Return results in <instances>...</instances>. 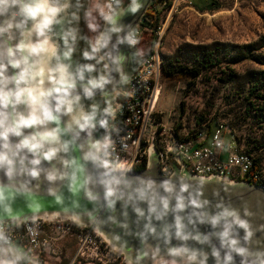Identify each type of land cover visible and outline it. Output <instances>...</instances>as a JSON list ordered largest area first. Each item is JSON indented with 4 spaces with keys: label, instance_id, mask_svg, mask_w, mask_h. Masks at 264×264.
I'll return each instance as SVG.
<instances>
[{
    "label": "water",
    "instance_id": "1",
    "mask_svg": "<svg viewBox=\"0 0 264 264\" xmlns=\"http://www.w3.org/2000/svg\"><path fill=\"white\" fill-rule=\"evenodd\" d=\"M137 2L141 7L135 12L129 10L131 0L114 3V23L103 19L96 36L103 34L108 43L96 54L98 58L103 57L104 72L89 78L103 76L107 81L102 88L92 89V97L104 99L94 120L95 126L81 130L73 124L68 128L71 115L62 112L59 123L50 122L48 127L61 129L60 143L66 147L58 152L55 159H42L35 166L40 169L39 176L32 177L28 172L34 167L30 161L35 157L27 150L21 153L27 155L23 166L17 157L12 176L7 175L6 167L0 168V221L42 218L69 219L79 225L92 223L93 228L121 253L124 264H160L165 260L186 264V256L169 254V249L179 247L203 253L207 257L205 264H225L229 254L232 260L228 264H264V188L260 185L245 178L191 172L176 156L172 157V172L162 175L153 143L148 149L147 165L130 170L117 169L93 147L97 142L102 143L119 98L126 94L132 73L148 53L146 49L136 60L135 50H131L128 43L129 33L143 21L151 0ZM67 13L68 9L62 14L61 23ZM61 23L54 25L52 39L58 45L60 62L67 64L63 52H60V43L63 45ZM28 26L31 27V22ZM7 35L0 37V44L7 40ZM13 36L14 39L9 41L11 45L21 39L18 30H13ZM55 63L53 59L52 64ZM18 71L9 67L7 74L11 76ZM89 79L77 78L76 88L72 91L73 96H80L79 108L84 112H88L86 99L89 97L84 87L88 86ZM52 103L54 105L55 101ZM23 107L20 106L21 109ZM24 131L28 134L33 129ZM11 139L13 143L19 140L17 137ZM50 173L55 175V179H48ZM109 187L114 190L112 196L107 195ZM165 199L168 200L167 209L163 206ZM180 199H183L185 207L178 210L176 205ZM193 199L200 207L191 203ZM224 208L236 211L249 224L252 235L247 239L243 228L233 225L232 232L233 238L239 241L238 246L247 250L245 255L222 245L218 233L224 230V221L216 226L210 223L209 217ZM177 216L182 218L188 240L176 236ZM197 235L208 239L196 240L194 237ZM213 250L219 252V258L213 255ZM25 258V252L0 241V260L16 262ZM202 258L198 256V260Z\"/></svg>",
    "mask_w": 264,
    "mask_h": 264
},
{
    "label": "clouds",
    "instance_id": "2",
    "mask_svg": "<svg viewBox=\"0 0 264 264\" xmlns=\"http://www.w3.org/2000/svg\"><path fill=\"white\" fill-rule=\"evenodd\" d=\"M121 0H107L106 3H95L94 10L108 22L115 21V11L113 3L119 4ZM70 7V0H0V37L6 33L7 40L0 44V168H7V175L12 176L16 170L17 157L19 163L24 165L27 155H21L24 150L31 153L35 158L30 161L34 166L28 169L32 177L40 174V169L35 167L41 160L51 161L57 157L59 151L65 148L60 143L59 127H48L50 122L59 123L60 113L70 114L71 121L68 128L72 125L84 130L94 127L95 109L91 112H84L79 108L80 96L72 95L76 88V79H84V71H93V65H86L77 73L69 71L70 65L64 64L58 54V45L53 41L54 25L61 23L62 14ZM141 5L137 0H131L129 10L137 11ZM86 16L90 18L88 27L96 30L97 25L93 22L92 11H88ZM74 19H78L72 13ZM31 22V27H29ZM13 30H18L21 39L15 45L9 41L14 39ZM35 37V40H33ZM66 50L63 52L64 59H70L74 48L69 41L76 40V31L68 29L61 36ZM108 43L107 38L101 34L94 43L91 44V53L85 52V57L95 58L100 49ZM129 43L135 41L129 37ZM55 59L56 63L52 64ZM103 60V57H100ZM9 67L19 69L14 75L9 76ZM107 83L101 76L99 79H89L88 86L84 87L87 97H92L95 88H102ZM9 85H12L10 87ZM53 101L55 104L53 105ZM23 105V109L20 106ZM55 113V114H54ZM103 123V122H101ZM25 129H33L25 134ZM12 137L19 138L18 142L13 143ZM99 150L107 147L97 142L93 145ZM91 155V154H90ZM95 158V156H92ZM48 179H55V175L50 173ZM171 189L169 188V191ZM114 190L109 187L108 196H112ZM196 207H200L197 200L191 201ZM163 206L168 208V200H163ZM177 209H183L185 204L180 199L176 205ZM155 211V208L152 209ZM231 217V220L228 218ZM210 223L216 226L224 221V230L218 233L222 245L230 248L241 255H245L247 250L239 247V241L232 236L233 225L243 228L246 232V239L252 235L249 224L240 218L239 214L228 208L215 216L209 217ZM182 218L177 216L175 219L176 236L182 240H188L189 235L184 232ZM0 239H3L0 235ZM194 239L203 241L208 237L195 236ZM169 254L173 257L186 256V264H205L207 259L203 253H198L187 247L171 248ZM213 255L219 258V252L213 250ZM198 256L202 259L198 260ZM232 260L231 254L225 258V264ZM0 264H15L14 261L0 260ZM171 264H176L175 260Z\"/></svg>",
    "mask_w": 264,
    "mask_h": 264
},
{
    "label": "rangeland",
    "instance_id": "3",
    "mask_svg": "<svg viewBox=\"0 0 264 264\" xmlns=\"http://www.w3.org/2000/svg\"><path fill=\"white\" fill-rule=\"evenodd\" d=\"M85 2L82 27L91 46L103 22L94 5L107 0ZM215 5L197 7L187 1L171 13L162 38L164 61L198 64L200 73H163L157 111L181 134L208 132L223 123L264 168V0H216ZM90 10L96 30L88 27ZM168 12L161 11L163 18ZM148 40L144 35L141 44ZM60 48L66 50L61 43Z\"/></svg>",
    "mask_w": 264,
    "mask_h": 264
},
{
    "label": "built area",
    "instance_id": "4",
    "mask_svg": "<svg viewBox=\"0 0 264 264\" xmlns=\"http://www.w3.org/2000/svg\"><path fill=\"white\" fill-rule=\"evenodd\" d=\"M187 1L192 5L191 0H151L148 10L155 13L167 8L169 12L164 18L160 14L153 28L154 41L147 48L143 62L132 73L126 94L119 98L101 143L107 141V147H101L98 154L117 169H139L147 165L148 149L153 143L162 175L172 172V157L176 156L191 172L245 178L264 188L263 166L256 163L252 153L241 148L226 125L217 122L208 132L181 134L176 124H167L159 117L157 103L164 63L162 38L171 13ZM142 32L143 24L139 23L129 33L128 43L129 37L135 41L129 43L131 50L136 49ZM67 234L74 237L75 246L64 264L123 263L121 253L93 228L92 223L79 225L69 219L42 218L0 221L3 237L0 241L26 253V258L15 264H48L46 254L58 256L54 246ZM165 261L171 264V261Z\"/></svg>",
    "mask_w": 264,
    "mask_h": 264
},
{
    "label": "trees",
    "instance_id": "5",
    "mask_svg": "<svg viewBox=\"0 0 264 264\" xmlns=\"http://www.w3.org/2000/svg\"><path fill=\"white\" fill-rule=\"evenodd\" d=\"M85 1L86 0H73L72 5L68 8V13L64 19L63 29H62L63 32L67 31L68 29H74L76 31V40L74 42L71 40L69 41L70 44L72 43V47L74 48V51L71 55V58L66 59V61H67V64L70 65L69 71L72 72L73 74L77 73V71L81 69V67L84 68L86 65H93L94 69L91 72H93V77H97V76H100L104 72L105 66H104L103 61L100 58H98L97 55L95 58H92V59H89L88 57H85L84 55L85 52L91 53V46L87 43V40L85 39V36L83 33V27H82L83 9H85V4H86ZM72 13H75L78 19H74L72 17ZM160 14H161L160 10L156 11L155 13L148 10L144 14L143 22H141L143 24V32L140 35L139 41H141L144 35L148 36L149 42L144 46L145 49H147L150 46V44L154 41L153 28L154 26L157 25L159 18H160ZM141 57H142V53H139V52L134 53V58L136 60H139ZM242 57H251V56L250 54H244V56ZM240 58L241 57H238L237 60H239ZM75 62L77 63L76 64L77 70H74ZM183 72H188L193 76H197L200 73V66H198V64L192 65V66H186V65L176 66L173 63L166 64L165 61L162 65V74L164 73L168 76H174V75H178L179 73H183ZM96 98L100 99L101 101L100 106H98V113H100V109L102 105L104 104V99L102 97H96ZM254 158L258 165L263 166L261 161L256 156H254Z\"/></svg>",
    "mask_w": 264,
    "mask_h": 264
},
{
    "label": "crops",
    "instance_id": "6",
    "mask_svg": "<svg viewBox=\"0 0 264 264\" xmlns=\"http://www.w3.org/2000/svg\"><path fill=\"white\" fill-rule=\"evenodd\" d=\"M215 3H216V0H191L192 6H197V7L217 6L215 5ZM74 246H75V239L72 235L67 234L63 236L62 238H60L56 242V245L54 246V249L58 251L59 255L53 256L50 254H46V260L48 264H64L67 261V259L70 257V255L72 254L74 250ZM85 264H98V263L88 262Z\"/></svg>",
    "mask_w": 264,
    "mask_h": 264
},
{
    "label": "flooded vegetation",
    "instance_id": "7",
    "mask_svg": "<svg viewBox=\"0 0 264 264\" xmlns=\"http://www.w3.org/2000/svg\"><path fill=\"white\" fill-rule=\"evenodd\" d=\"M72 2H73V0H70V6L72 5ZM63 23H64V21L61 23L62 28L60 30V32H61L60 38H61L62 33H63V30H62L63 29ZM70 45L72 46V43ZM63 46L66 49V46L64 45V42H63ZM145 50L146 49L144 48V45H142L141 41H139L134 53H137V52L143 53ZM76 64L77 63L75 62L74 63V65H75L74 70H77ZM81 68H83V67H81ZM92 77H93V72H88L87 70L84 71V79H89V78H92ZM86 101H87V111L91 112L93 110V108H94L95 109V118H96L97 115H98V106H100V102H101L100 99H97L96 97H89V98L86 99Z\"/></svg>",
    "mask_w": 264,
    "mask_h": 264
}]
</instances>
